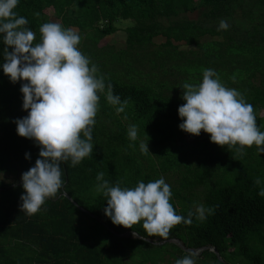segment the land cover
Segmentation results:
<instances>
[{"label":"trees","instance_id":"1","mask_svg":"<svg viewBox=\"0 0 264 264\" xmlns=\"http://www.w3.org/2000/svg\"><path fill=\"white\" fill-rule=\"evenodd\" d=\"M50 8L62 27L79 30L77 47L104 81L97 93L94 147L74 167L62 162L64 184L56 196L34 215L23 213L20 177L34 166L39 147L17 135L15 120L27 115L21 82L13 84L0 69V264L11 261L3 257L5 242L29 245L35 264H128L126 258L136 255L140 264L159 263L153 259L160 256L176 264L197 251L195 264H264V197L258 195L264 188V153L255 144L243 154L219 146L203 130L199 136L186 133L178 127L177 111L184 103L183 85H198L204 70L212 69L223 86L253 106L264 132V0H19L14 11L27 19L24 27L34 32V44L40 25L52 22ZM118 20L133 23L120 37L127 48L107 49L116 47L115 41L99 47L98 37L119 30ZM221 20L229 25L226 30H218ZM158 36L165 41L156 46ZM187 46L201 53L180 49ZM4 47L0 38V63ZM109 84L113 95L128 102L122 113L106 99ZM130 125L136 126L135 141L127 135ZM141 143L150 154L141 152ZM6 173L15 182L2 180ZM98 173L122 188L179 175V188L168 184L170 203L184 218L191 212V224L181 221L167 237L149 236L142 223L113 225L103 211L106 197L96 189ZM199 198L204 219L195 209Z\"/></svg>","mask_w":264,"mask_h":264},{"label":"clouds","instance_id":"2","mask_svg":"<svg viewBox=\"0 0 264 264\" xmlns=\"http://www.w3.org/2000/svg\"><path fill=\"white\" fill-rule=\"evenodd\" d=\"M18 3L19 0H0V38L5 45L0 69L13 84L21 82L22 110H26L27 115L15 120L16 133L33 140L39 147L34 166L20 177L24 191L19 207L31 216L62 188L61 163L70 161L74 167L93 152L97 93L102 92L105 85L103 78L95 75L96 66L89 67V59L78 49L80 36L76 30L45 22L39 27L40 41L34 44V32L24 27L27 19L18 17L14 11ZM228 27L227 22L221 20L218 30ZM118 29L101 43L108 44L114 35L125 34L124 29ZM215 77L214 70L205 69L201 83L183 85L181 99L184 103L177 109L182 120L179 129L195 136L203 130L210 134V142L229 149L235 147L241 154L245 146L253 144L258 153H264V132L257 127L253 106L246 103L237 90L226 88ZM106 99L117 106V114L124 112L128 103L112 94L111 84ZM127 135L130 141L136 140L135 125L129 126ZM140 150L150 154L147 144L141 143ZM29 158L25 153V159ZM96 180L99 182L97 191L106 197L104 214L113 225L133 228L142 223L149 236L167 237L169 230L181 221L186 225L192 222L191 212L188 218L175 213L170 203L171 189L163 177L147 183L139 181L133 188H122L119 183L110 185L103 179V173H98ZM255 183L260 185L261 180L257 178ZM258 195L264 197V188ZM197 212L198 218L204 219L203 206H199ZM194 254L177 259L176 264H195Z\"/></svg>","mask_w":264,"mask_h":264},{"label":"rangeland","instance_id":"3","mask_svg":"<svg viewBox=\"0 0 264 264\" xmlns=\"http://www.w3.org/2000/svg\"><path fill=\"white\" fill-rule=\"evenodd\" d=\"M48 11V14L50 15V18H51V21L52 22H56V23H61V19L60 18H57L56 17V15H55V13H54V11H53V9H48L47 10ZM196 15H197V13H196ZM195 17V16H194ZM172 19V18H171ZM122 21H124V22H122ZM169 22H170V19H168V18H166V25H168L169 24ZM116 23V26L118 27V28H120V29H126L128 26H130V21L128 20V21H125V20H118V21H116L115 22ZM129 24V25H128ZM71 29H74V30H76L78 33H79V30L77 29V28H71ZM93 35V34H92ZM94 36V35H93ZM213 37H206V38H204V39H212ZM103 38H100V37H98V40H100V42H99V47H103V46H106L107 44H106V42H103V43H101V40H102ZM165 41V38L164 37H162V36H158V37H156V38H154V42L156 43V46H159L161 43H163ZM80 42H81V38H80ZM110 43V41H108V44ZM116 47L114 46V47H108L107 49H126L127 47H126V43L124 42V40H122L121 38H119L116 42ZM104 48V47H103ZM102 48V49H103ZM153 48V47H152ZM151 48V49H152ZM153 49H158V47H154ZM180 49H194L195 51H197L198 53H201V50L200 49H198L197 47H195V46H193V47H181ZM261 115H263L264 116V111L262 112V114ZM190 161L191 162H193V159L191 158L190 159ZM1 179L2 180H4L6 183H12V182H15V178H14V176L12 175V173H10V174H8V173H6V174H3V175H1ZM180 181H181V177L179 176V175H175V176H171V177H167V179H166V182H167V184H169V185H171V187H178L179 188V186H180ZM200 200L195 204V209L197 210V208L199 207V206H201L202 205V203H203V199L202 198H199ZM151 252H153V251H151ZM138 253H139V251H138ZM161 258H162V256H160ZM161 258H154L153 259V261H156V262H159V263H155V264H169L168 262H164V260H162ZM127 259V261H129L130 263H128V264H140L139 262H140V260L141 259H139L138 257H137V255L136 256H133L132 257V259L131 258H129V257H127L126 258Z\"/></svg>","mask_w":264,"mask_h":264},{"label":"crops","instance_id":"4","mask_svg":"<svg viewBox=\"0 0 264 264\" xmlns=\"http://www.w3.org/2000/svg\"><path fill=\"white\" fill-rule=\"evenodd\" d=\"M120 38L121 35L120 34H116L113 37H111V39L109 40L110 42L115 41L116 38ZM7 249L5 252L8 251V253L3 256L5 258H8L9 260H11L9 262V264L12 262V264H35L33 260H31L29 254L27 252L30 251V249L28 248L29 245H25V244H11L10 242L7 243L5 242Z\"/></svg>","mask_w":264,"mask_h":264},{"label":"water","instance_id":"5","mask_svg":"<svg viewBox=\"0 0 264 264\" xmlns=\"http://www.w3.org/2000/svg\"><path fill=\"white\" fill-rule=\"evenodd\" d=\"M127 235H129V234H125V235H122V236H127ZM169 242H176L180 247H182L185 251H188V248H186L183 244H182V242H180L179 240H176V239H171V240H169ZM163 243H165V242H162L161 244H163ZM210 250L211 251H213L219 258H220V255L218 254V251H217V249L215 248V247H211L210 248ZM196 253V252H195Z\"/></svg>","mask_w":264,"mask_h":264}]
</instances>
